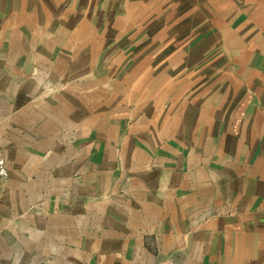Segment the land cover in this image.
I'll list each match as a JSON object with an SVG mask.
<instances>
[{
	"label": "crops",
	"instance_id": "1",
	"mask_svg": "<svg viewBox=\"0 0 264 264\" xmlns=\"http://www.w3.org/2000/svg\"><path fill=\"white\" fill-rule=\"evenodd\" d=\"M9 1L0 264H264V0H141L169 21L167 35L144 37L174 46L142 65L157 79L141 113L114 114L109 130L101 99L87 102L85 84L55 70L60 49L39 47L37 25L22 23V3L31 13L36 0H14L12 25ZM70 2L60 4L72 24L106 15L96 0ZM104 6L118 15L117 0ZM122 117L138 129L119 130Z\"/></svg>",
	"mask_w": 264,
	"mask_h": 264
},
{
	"label": "rangeland",
	"instance_id": "2",
	"mask_svg": "<svg viewBox=\"0 0 264 264\" xmlns=\"http://www.w3.org/2000/svg\"><path fill=\"white\" fill-rule=\"evenodd\" d=\"M70 1V8H72V1L75 0ZM96 1L101 3V9L106 11V15L102 12V17L98 16L100 20L96 24L86 20L90 13L85 18L81 17L83 20L79 23L68 22L63 17L61 0H36L31 13L30 9H25L22 3L20 17L22 23L26 25L29 23L33 26L37 25L35 34H37L39 47L45 49L52 46L54 49L59 48L62 52L58 60L54 62L55 70H64L65 77L85 84L87 102L101 99V104L96 103V107L98 106L101 111L102 119L99 122L103 130H109L112 121L110 117L114 114L117 113L121 117L129 110L141 113V103L147 99L148 90L156 91L152 89V82L148 81L157 79L156 71H144L142 65L157 64V56L151 53L154 54V51L164 46L173 47L174 40L173 38L166 40L152 38L147 41L144 37L147 31L151 32V37H157L159 33L164 32L167 35L169 21L167 19L165 25L159 24L156 11L154 15L149 9L142 8L141 0H117L118 15L116 17L113 12L104 8L108 0ZM17 4L18 1L10 0L7 7V19L10 20L11 25L15 24L14 18L17 19L15 17ZM70 8L66 6L67 10ZM89 12L92 13L93 8L89 9ZM148 12L150 15H147ZM98 34L101 36V41ZM110 35L115 39L110 40ZM185 36L186 33L182 32L181 39L176 40V44L181 42L182 47L186 46L189 41H185ZM148 42H150V53L142 50ZM199 43L196 47L200 46ZM144 52L146 55L143 54ZM126 65H130L127 70ZM59 74V71L54 74L56 79L59 78ZM87 106H91L87 108L88 116V111H92V104ZM96 116H99L97 110ZM139 120L136 118L126 120L122 117V119L114 120V126L117 123L119 130L123 131L129 127L138 129ZM136 142L140 143L141 137L136 138ZM1 152L4 153V151Z\"/></svg>",
	"mask_w": 264,
	"mask_h": 264
},
{
	"label": "built area",
	"instance_id": "3",
	"mask_svg": "<svg viewBox=\"0 0 264 264\" xmlns=\"http://www.w3.org/2000/svg\"><path fill=\"white\" fill-rule=\"evenodd\" d=\"M8 178L7 157L5 153L0 151V185Z\"/></svg>",
	"mask_w": 264,
	"mask_h": 264
}]
</instances>
